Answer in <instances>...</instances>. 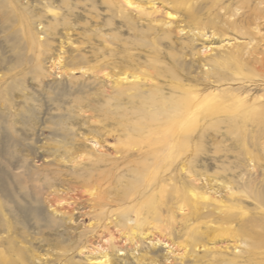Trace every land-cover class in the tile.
Segmentation results:
<instances>
[{
    "label": "rangeland",
    "instance_id": "rangeland-1",
    "mask_svg": "<svg viewBox=\"0 0 264 264\" xmlns=\"http://www.w3.org/2000/svg\"><path fill=\"white\" fill-rule=\"evenodd\" d=\"M136 1L150 14L137 20L135 10H121L119 15L135 20L131 30L102 0H0V235L6 239L0 245V264L3 259L9 264H195L194 257L203 256L202 248L186 245V229L178 232L174 223H162V212L152 217L140 210L150 194L143 186L156 162V168L167 163L166 155L153 160L148 149L156 144H139L138 134L126 138L130 122L125 117L140 109L155 115L151 107L161 104V98L154 95L147 106L129 107L127 100H114L118 97L104 74L115 70L112 59L128 62L126 55L150 68L145 53L153 47L162 52L157 68L176 63L182 69L181 63H187L196 72L205 70L206 61L239 49L247 58L250 35L229 29L224 17H216V9L207 5L199 13L208 22L205 33L188 27L176 33V26L185 23L177 12L169 26L176 32L165 36L158 21L175 4ZM48 7L56 9L57 18ZM241 25L246 26L243 19ZM256 44L264 52V41L255 37ZM79 59L87 62L82 69ZM225 77L219 89L233 84L239 93L234 94L264 103V79ZM158 83L170 97L168 79L161 77ZM130 143L137 147L126 148ZM224 144L228 142L217 146ZM255 147L250 149L264 156V139ZM138 149L146 153L122 159ZM229 163L243 166L236 169L239 178L253 161L247 163L241 155L217 164ZM217 179L214 196H223L227 189L222 183L227 182ZM219 239L215 245L226 246ZM220 251L225 252L212 254Z\"/></svg>",
    "mask_w": 264,
    "mask_h": 264
},
{
    "label": "bare ground",
    "instance_id": "bare-ground-1",
    "mask_svg": "<svg viewBox=\"0 0 264 264\" xmlns=\"http://www.w3.org/2000/svg\"><path fill=\"white\" fill-rule=\"evenodd\" d=\"M102 1L131 30L135 28V20L123 14L119 15L121 10H135L138 14L137 20L150 14L136 0ZM171 2L175 4L171 8L173 12H167L165 20L158 21L165 36L174 34L175 30L169 26L177 12L183 13L185 23L183 27L176 26V33L186 30L187 27L203 32L207 30L208 22L203 21L199 13L208 5V10L216 9V17H224L222 22L229 29L242 36L250 35L246 45L251 47L248 46L249 50L245 51L247 58L239 49L229 57L206 61L202 66L208 65V68L197 72L196 68L193 69L187 63H181L182 69L176 63V66L157 68L161 64L158 57L162 52L156 47L149 49L151 52H144L146 59H149L150 68H146V63L140 65V59L136 56L126 55V63L124 60L112 59L115 70L112 75L108 72L104 75L109 78L112 90L118 97L114 100H127L129 107L134 108L136 104L146 103L147 106L154 100V95L161 98V104L151 107L155 115L140 109L136 115L130 112L125 117L130 122L124 129L126 138L138 134L142 140L139 144H156V147L148 149L153 160L158 161L160 156L163 159L166 155L167 163L156 168V162L152 167L154 174L147 178L143 186V191L150 194L144 198L140 210L152 217H160L162 212V223H174L178 232L186 229V245L194 250L202 248L204 251L203 256L194 257L195 264H264V170L258 172L259 169H264V156L254 153L253 148L250 149V146L256 149L258 141L264 139V103L257 99L248 101L239 96L233 84L229 88L219 89L220 84L227 81L226 75L232 81H253L252 76L264 79V52L258 51V44L252 45L255 37L264 41V0ZM48 12L53 18L59 15L52 7H48ZM240 18L245 21L246 26L241 25ZM104 42L107 40L104 39ZM181 48L188 49L185 46ZM60 59L58 56L57 61L62 66ZM79 63L80 69L87 65L86 61L80 59ZM256 64H259L256 69L249 66ZM85 67L86 71L92 70L89 66ZM161 77L168 79L170 97L163 95L158 83ZM237 90H244V87ZM219 137L221 139L217 141ZM225 141L228 144L220 149L217 143ZM136 145L130 143L126 148H134ZM144 153L145 149L142 152L141 149L130 151L122 159L129 160V157L140 154L142 156ZM241 155L245 156L247 163L253 161V164L239 178L240 174H237L236 169L241 171V164L229 163L228 167L217 164ZM218 168L221 172H216ZM212 170L214 171L211 172ZM217 176L227 182L222 183L227 189L223 196H214L217 192L213 189L218 182ZM171 181L172 184L169 185ZM168 186L169 189L166 188ZM241 187L239 191L234 190ZM219 237L226 240V246L215 245L214 242ZM4 240L6 239L0 235V245ZM219 250L225 252L212 254ZM0 255L2 256L1 251ZM150 259L153 261L155 258ZM2 264L9 263L3 259Z\"/></svg>",
    "mask_w": 264,
    "mask_h": 264
}]
</instances>
